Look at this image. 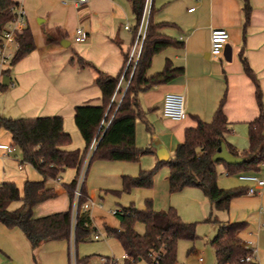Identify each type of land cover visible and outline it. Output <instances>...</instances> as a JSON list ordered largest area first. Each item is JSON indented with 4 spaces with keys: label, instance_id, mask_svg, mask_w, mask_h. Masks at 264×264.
<instances>
[{
    "label": "crops",
    "instance_id": "0c3cea01",
    "mask_svg": "<svg viewBox=\"0 0 264 264\" xmlns=\"http://www.w3.org/2000/svg\"><path fill=\"white\" fill-rule=\"evenodd\" d=\"M12 1L23 10L24 28L30 29L35 49L13 66L17 73L11 85L13 90L8 96L10 117L60 116L63 118L64 131L71 136V143L64 149L83 150L85 145L77 128L70 125L74 108L83 104L100 106L102 92L93 83L95 73L90 68H80L71 59L77 54L100 71L111 76L119 75L125 63L123 52H129L133 42L134 26L130 24L134 18L132 5L128 0H86L80 6L63 0ZM247 1L252 10L245 33L246 55L259 79L264 102V0ZM152 3L156 23L174 24L163 27L161 32L182 42L184 47L168 48L157 54L148 74L163 71L167 61H171L175 67L184 68L185 73L169 84L157 86L140 95L142 109L149 111L147 118L153 133L148 132L144 122L138 121L136 145L139 148L151 146L154 154L143 156L138 163L92 162L86 172L84 187L88 199L95 202L91 209H102L98 205L101 199L115 202L119 209L130 205L143 209L145 201L151 199L156 211L174 207L184 221L190 222L194 219L189 215L199 211L200 203H210L202 191L196 188L170 194L168 167H163L156 174L154 186L150 190L135 189L119 196L113 192L122 190L124 176L136 177L142 170L155 166L159 157L154 144L166 147L170 159L177 146L184 141L185 130L197 127V117L204 122H211L224 97V113L233 128L232 133L225 135V141L239 151L248 149L249 123L259 116L260 109L255 85L244 73L239 59L244 37L243 9L246 0H153ZM191 8L195 10L189 12ZM126 25H129L130 31L125 30ZM77 28L86 32L87 39L83 43H75L73 38V48L67 38L73 33L75 35ZM213 29H224L230 34V60L226 59L229 52L220 57L210 54ZM56 30L60 32L58 41L47 44L45 32L53 33ZM62 41L67 42V46H62ZM64 49H69V52L64 53ZM168 93L184 95L185 120L173 121L164 117L163 101ZM120 98L121 95H117L116 100ZM0 144H12L10 134L4 130H0ZM12 148L10 153L0 150V184L13 182L22 192L25 181H38L41 176L30 165L22 163L20 151ZM218 168L221 173L218 185L221 189L248 187L237 176L225 175L223 165L220 164ZM260 176L264 177V169L260 171ZM75 177L76 171L67 169L59 179L49 180L46 187L52 195L31 208V218L68 210L71 200L65 185L70 184ZM103 194L105 197H102ZM20 206L21 202H13L8 209L15 211ZM210 208L212 210L211 205ZM229 212L235 214L237 222L245 220L248 223L239 237L245 247L255 250L257 263L264 264V188L256 195L246 194L233 199ZM89 214L92 227L97 229L93 236H100L97 240L92 236L89 242H105L95 244V247L78 244L75 255L79 259L86 257L85 264H103V257L121 259L123 248L106 232V228L120 229V225L113 226L105 222L102 232L91 210ZM109 214H112V210ZM72 243L71 237L69 242L48 241L31 248L19 228L0 224V264H71ZM116 251L120 255L116 256ZM198 262L203 264L205 259L200 262L198 256ZM176 264L181 263L178 261Z\"/></svg>",
    "mask_w": 264,
    "mask_h": 264
},
{
    "label": "trees",
    "instance_id": "16d2710c",
    "mask_svg": "<svg viewBox=\"0 0 264 264\" xmlns=\"http://www.w3.org/2000/svg\"><path fill=\"white\" fill-rule=\"evenodd\" d=\"M132 5L135 26L132 28L133 42L144 15L147 0H128ZM19 4L12 0H0V47L2 33L14 19L15 9ZM252 7L246 0L244 5V37L239 52V59L244 73L255 85L256 100L260 109L259 116L249 123V147L239 151L225 141V135L233 132L231 124L224 113L226 97L222 99L211 122L196 118L197 127L185 130V139L167 161L158 160L149 170H142L138 176H124L121 191L116 195L128 194L135 189H152L156 174L163 168H169V192L177 194L186 188L202 191L209 201L212 212L204 222L217 224L218 230L211 240L210 246L214 253L215 264H258L247 261L254 250L243 245L239 233L246 229L248 223L220 222L213 212H229L233 199L246 195L247 187L221 189L218 185L220 174L218 166H224L227 176H238L242 173L261 171L264 162V102L259 79L252 69L246 55V29L250 23ZM154 7L151 6L146 38L141 54L135 64L127 67L129 52H123L124 67L117 76L108 75L77 54L71 59L80 68H90L95 73L93 83L102 92V104L92 106L83 104L74 108L73 122L83 142V150H65L71 143V136L63 129V118L60 116L11 118L0 116V130L10 134L11 147L17 148L22 163L34 168L41 179L25 181L22 192L13 182L0 184V224L8 228H19L27 238L31 248L48 241H66L73 238L74 245L89 242L97 232L92 227L89 212L78 214L76 224L71 226V207L63 212L53 213L40 218H31V208L51 197V190L46 187L49 180L59 179L67 169H74L76 174L85 158L89 146L96 141L88 168L95 161L138 163L145 155L154 154L151 146L139 148L136 145V124L144 122L150 134L153 127L140 104V95L153 88L169 84L185 73L184 68L175 67L167 61L163 71L149 75L154 57L168 48H182L184 44L177 39L161 32L171 23H156L153 18ZM60 32H45L47 44L58 41ZM132 42V44H133ZM35 49L33 35L29 28H23L15 36V50L10 66L2 71L9 77V85L0 89L6 90L13 84L10 79L11 68ZM75 58V59H74ZM123 80L121 81V79ZM121 81V83H120ZM121 95V101L114 99L115 94ZM235 157L244 159L241 165H227L216 162L213 157L222 144ZM87 168V170H88ZM75 179L65 185L70 200L72 199ZM88 199L85 187L81 190L79 204ZM21 202L19 209L10 211L9 205ZM115 216L120 221V229L106 228L123 248L127 258L116 264H176L178 262V244L180 241L196 242L199 239L197 223L185 222L174 207L156 211L151 199L145 201V208L135 205L122 207ZM144 226V232L138 231V225ZM192 253V250L190 251ZM189 253V254H190ZM110 259V257H108ZM86 257L77 258V264H85Z\"/></svg>",
    "mask_w": 264,
    "mask_h": 264
},
{
    "label": "built area",
    "instance_id": "2783aa9c",
    "mask_svg": "<svg viewBox=\"0 0 264 264\" xmlns=\"http://www.w3.org/2000/svg\"><path fill=\"white\" fill-rule=\"evenodd\" d=\"M64 2H72L75 4V6H80L84 3H86V0H63ZM153 0H147L145 11L143 18L141 20V23L139 25L135 40L132 44V47L130 49L129 53V59L127 61V67H129L130 64H135L142 51V47L146 38L147 33V26H148V20L150 16L151 6H152ZM195 8H191L189 12H193ZM15 15L14 19L9 23L5 30L2 33V41H1V47H0V80H2L3 74L2 71L6 70L10 66V60L13 55V52L15 50V36L17 33H19L24 28V20L25 16L23 13V10L21 6L17 7L15 9ZM125 30L130 31L129 25L125 26ZM87 39L86 32L81 29L77 28L75 30L74 35V42L75 43H83ZM211 49L210 54L213 57H220L224 54V51L226 49V46L229 43L230 40V34L228 31L224 29H213L211 32ZM123 78L121 79V81ZM120 81V83H121ZM117 95H120L118 93L115 94L114 99L116 100ZM121 101V98L118 100V102ZM163 115L165 118L173 120V121H183L187 117L186 109H185V97L182 94L178 93H168L165 95L164 101H163ZM96 141H93L91 145L88 148V151L85 155V158L76 174L75 177V185L73 189L72 199H71V226L74 227L76 224V219L78 214L82 212H90L93 205H95V202L87 199L85 203L79 204V200L81 198V190L85 182L86 172L88 168L89 159L91 156V153L96 148ZM0 150L6 151L7 153H10L13 151V148L9 145L0 144ZM264 169V162L261 164V171ZM237 178L243 182L248 184L246 194L247 195H256L258 194L263 188H264V177L260 176V172L257 173H242L237 176ZM117 210L112 211V214H116ZM96 240L100 238L98 234L93 236ZM75 245L74 242L71 246L70 251V258H71V264H77V256L75 255ZM253 249V248H252ZM254 250V249H253ZM127 258V255H123L121 260H124ZM118 260L115 257H110L108 259L107 257L102 258L103 264H116V262L121 261ZM199 261L203 262L204 258L199 257ZM247 261H256L255 256V250L252 255H249L247 258Z\"/></svg>",
    "mask_w": 264,
    "mask_h": 264
},
{
    "label": "rangeland",
    "instance_id": "374dc122",
    "mask_svg": "<svg viewBox=\"0 0 264 264\" xmlns=\"http://www.w3.org/2000/svg\"><path fill=\"white\" fill-rule=\"evenodd\" d=\"M130 24L132 26H135L136 22H135L134 18L130 20ZM73 38H74V33L72 35H68V38H67V41L72 43V46H73ZM73 48H74V46H73ZM68 52H69V49H64V53H68ZM128 59H129V56H128ZM14 67L11 68V72H10V79L13 81V83H14V79H15V76L17 73ZM12 90H13V86H9L4 91H2L0 89V116H2V117H10L11 116L10 115L11 105H10V101H9L8 96L12 92ZM70 125L74 126L73 121L70 122ZM219 168H218V171H220ZM219 174L221 176L220 172H219ZM231 177H235V176H231ZM243 186H245V185H243ZM102 197H105V195L103 194ZM98 205H101L102 209H99L98 207L91 209V215L93 218H95L96 223H97V225L101 231L104 230V223L105 222H110V224H112L113 226H114V224H115V226L120 225V222L116 219V217L112 214H109L110 210L114 211V210L119 209V206L116 205L115 202L110 203L107 200L103 201L101 199L99 201ZM211 212H212V210H211L210 205L208 203L203 204V205L200 203L199 211L197 213H195L194 215H189L190 217L192 216L191 219H194V220H192L188 223H197L198 224L197 225V233L199 235V239L194 243L189 242V241H180L179 242V245H178V261H179V263H181V264H200L198 262V256H199V257H203L205 259V262L203 264H215L214 253H213V250L210 246V242L215 237V235L217 234L218 225L204 222L205 219L210 217ZM234 215L235 214H233V212H229V213H227V212H213V216H214L213 218L216 217L220 222H228V221L229 222H235L236 219H234L235 218ZM138 231L140 233H143L144 232V226L141 224L138 225ZM104 242L105 241L87 242V243H82V245L86 244L90 247H95V244L104 243ZM79 244H81V243H79ZM75 250H76V246H75ZM191 250H192V253H190ZM115 253H116V256L120 255V252H118V251H116ZM77 258L79 259V257H77ZM118 260H121V259H118Z\"/></svg>",
    "mask_w": 264,
    "mask_h": 264
},
{
    "label": "water",
    "instance_id": "95a60500",
    "mask_svg": "<svg viewBox=\"0 0 264 264\" xmlns=\"http://www.w3.org/2000/svg\"><path fill=\"white\" fill-rule=\"evenodd\" d=\"M67 42L62 41V46H67ZM226 52H229V57H226V59L230 60L231 55V47L229 45L226 46V49L224 51V55H226ZM1 85L4 87H7L9 85V77L3 76L1 80ZM157 150V155L159 157L160 161H167L169 160V153L166 147L163 145L157 143L153 145ZM214 161L216 162H224L227 165H241L244 163V159L240 157L233 156L227 149L226 144L223 143L222 146L219 148L218 152L213 157Z\"/></svg>",
    "mask_w": 264,
    "mask_h": 264
}]
</instances>
